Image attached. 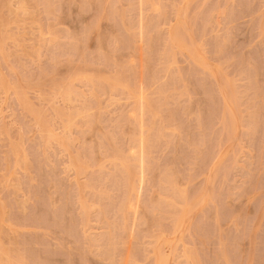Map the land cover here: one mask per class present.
<instances>
[{"label": "rangeland", "instance_id": "1", "mask_svg": "<svg viewBox=\"0 0 264 264\" xmlns=\"http://www.w3.org/2000/svg\"><path fill=\"white\" fill-rule=\"evenodd\" d=\"M0 264H264V0H0Z\"/></svg>", "mask_w": 264, "mask_h": 264}]
</instances>
